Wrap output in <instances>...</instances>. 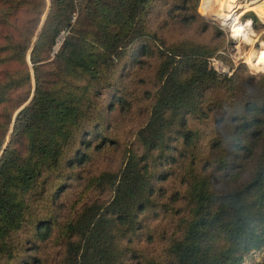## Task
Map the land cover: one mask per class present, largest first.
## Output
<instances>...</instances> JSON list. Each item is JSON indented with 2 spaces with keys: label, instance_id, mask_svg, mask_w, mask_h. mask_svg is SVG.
<instances>
[{
  "label": "trees",
  "instance_id": "16d2710c",
  "mask_svg": "<svg viewBox=\"0 0 264 264\" xmlns=\"http://www.w3.org/2000/svg\"><path fill=\"white\" fill-rule=\"evenodd\" d=\"M150 2L89 0L98 33L89 43L75 42L72 35L73 0H51L30 53L34 94L17 112L5 147L0 140V264H12L16 237L29 229L31 195L40 187L45 191L58 178L56 172L69 177L70 166L112 140L94 121L99 86L111 85L106 81L116 62L150 50L144 40ZM62 32L67 33L55 56L60 67L56 79L47 82L38 65L49 58L43 52L56 45ZM22 50L25 55L27 45ZM216 52L217 47L191 41L152 52L159 59L158 87L149 117L123 149L120 166L87 177L86 189L100 188L110 196L83 201L72 218L55 223L64 242L59 264H241L246 253L264 246V77L234 101L229 91L238 89L236 76L209 66ZM255 53L264 68V52ZM77 142L85 149H73ZM252 156L247 176L240 179L244 160ZM172 163L179 164V183L164 191L160 182L168 178L165 166ZM65 186L59 185L53 196ZM161 191L165 194L158 198ZM157 213L169 214L176 227L159 251H139L138 238L153 239L146 221ZM53 220L39 219L34 235L48 238Z\"/></svg>",
  "mask_w": 264,
  "mask_h": 264
},
{
  "label": "rangeland",
  "instance_id": "374dc122",
  "mask_svg": "<svg viewBox=\"0 0 264 264\" xmlns=\"http://www.w3.org/2000/svg\"><path fill=\"white\" fill-rule=\"evenodd\" d=\"M43 1L45 4L41 0L43 13L38 15L42 7L40 0H0V47H6V50L0 52V140H3L4 147L9 142L17 112L31 101L34 94L36 82L30 53L51 4V0ZM207 1L211 5L210 11L214 12L217 6H214L213 0H196V3L194 0H151L145 20L148 35L144 38L147 44L149 43L150 50L145 55L138 54L136 57H127L121 62H116L111 79L106 81L111 85L106 88L103 84L99 86L101 94L94 121L100 123L101 132L112 140L107 142L104 150L94 151L81 164L70 166L72 173L69 177L56 172L58 178L52 179L51 185H48L45 191L40 187L31 195V222L27 226L29 229L21 231L16 237L18 250L12 264H23V259H26L27 264H59L64 253V242L55 228V223H63L69 216L72 218L83 201L107 199L110 196L100 188L86 189L87 177L120 166L123 149L148 119L152 97L158 87L154 72L159 59L152 56V52L158 49L164 51L184 41L217 47L216 54L209 58V66L227 77L236 76L238 86L234 87L238 89L233 93L229 91L234 101L242 97V89L248 90V84L255 85L264 77L261 57L255 53L264 52L263 16L251 8L241 12L239 9V14L228 27L223 25L221 20L214 19L203 11V5ZM240 1L241 4L235 5L236 8L247 3V0ZM73 2L76 8L72 15L71 28L75 42L85 40L91 43L97 40L94 20L89 15L91 3L89 0ZM247 19L250 21H246ZM61 42L62 40L56 43L49 52H43V55L49 57L39 63L42 65H38L39 76L44 81L51 82L56 79L55 73L60 63L55 56L61 48ZM24 45H27L25 55L22 50ZM26 71L29 78L25 80ZM214 94L215 90L211 96H215ZM224 102L227 103V100ZM87 130L92 132V126ZM97 143L99 142L93 144ZM18 148H24L22 139L18 141ZM72 148L85 149L78 142ZM252 161L253 156L244 160L240 179L247 176ZM165 167L169 170L168 178L160 182L164 191L178 185L181 173L178 163ZM61 184L66 186L54 197V191ZM164 191L157 197H161ZM51 217L54 222L50 235L40 240L34 235L32 228L39 219ZM146 226H149V237L154 233L153 239L140 237L141 239L138 238L135 242V248L145 253L159 251L161 246L167 243L176 223L170 222L169 214L160 216L157 213L147 219ZM34 258L37 259L33 260ZM263 260L264 246L246 253L241 264H257ZM131 263H134L133 258Z\"/></svg>",
  "mask_w": 264,
  "mask_h": 264
},
{
  "label": "bare ground",
  "instance_id": "6f19581e",
  "mask_svg": "<svg viewBox=\"0 0 264 264\" xmlns=\"http://www.w3.org/2000/svg\"><path fill=\"white\" fill-rule=\"evenodd\" d=\"M214 6H217V9L210 11V3L207 1L203 5V11L205 13H209L214 19L221 20L223 25H227L228 27L237 17L239 12L244 11L245 9L251 8L256 13H259L263 16L264 19V1L263 0H247L244 6L235 7V5L241 4L240 0H213ZM211 4H213L211 2ZM232 6V7H231ZM234 6V7H233ZM231 7V8H230ZM239 9H241L239 11ZM239 11V12H238Z\"/></svg>",
  "mask_w": 264,
  "mask_h": 264
},
{
  "label": "built area",
  "instance_id": "2783aa9c",
  "mask_svg": "<svg viewBox=\"0 0 264 264\" xmlns=\"http://www.w3.org/2000/svg\"><path fill=\"white\" fill-rule=\"evenodd\" d=\"M66 33H67V32H62V33L59 35V37L57 38V43H59L61 40H63V38H64V36H65Z\"/></svg>",
  "mask_w": 264,
  "mask_h": 264
}]
</instances>
